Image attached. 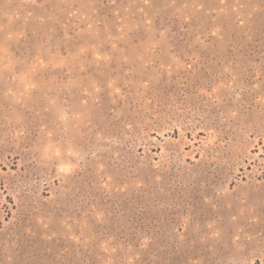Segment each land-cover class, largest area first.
Segmentation results:
<instances>
[{
  "label": "rangeland",
  "instance_id": "obj_1",
  "mask_svg": "<svg viewBox=\"0 0 264 264\" xmlns=\"http://www.w3.org/2000/svg\"><path fill=\"white\" fill-rule=\"evenodd\" d=\"M0 264H264V0H0Z\"/></svg>",
  "mask_w": 264,
  "mask_h": 264
}]
</instances>
